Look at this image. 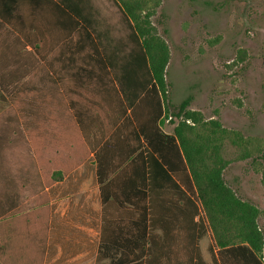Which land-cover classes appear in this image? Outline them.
Instances as JSON below:
<instances>
[{
	"label": "trees",
	"instance_id": "16d2710c",
	"mask_svg": "<svg viewBox=\"0 0 264 264\" xmlns=\"http://www.w3.org/2000/svg\"><path fill=\"white\" fill-rule=\"evenodd\" d=\"M5 1L0 18L40 16L54 6L63 21L57 25L56 84L77 129L99 134L89 143L102 198L98 261L118 258L123 264L132 256L136 264H210L196 243L205 223L194 218L204 209L218 249H209L211 264H264L258 226L264 210L238 198L224 180V139L232 133L190 110L192 96L172 105L170 49L153 24L155 11L139 0H114L126 30L115 41L98 30L90 0ZM10 99L14 106V93ZM170 118L174 129L166 133ZM260 160L264 164V152ZM143 225L144 235L132 236L135 243L114 242L125 237L126 226L142 231ZM173 229L187 232L185 243H175Z\"/></svg>",
	"mask_w": 264,
	"mask_h": 264
},
{
	"label": "crops",
	"instance_id": "0c3cea01",
	"mask_svg": "<svg viewBox=\"0 0 264 264\" xmlns=\"http://www.w3.org/2000/svg\"><path fill=\"white\" fill-rule=\"evenodd\" d=\"M34 16L0 18V264H120L98 261L102 198L89 143L99 134L77 129L65 92L63 105L55 102V43L63 21L54 6ZM126 227L115 243L144 235V225L142 231ZM170 234L175 243L188 237L178 229ZM131 257L126 264H136Z\"/></svg>",
	"mask_w": 264,
	"mask_h": 264
},
{
	"label": "rangeland",
	"instance_id": "374dc122",
	"mask_svg": "<svg viewBox=\"0 0 264 264\" xmlns=\"http://www.w3.org/2000/svg\"><path fill=\"white\" fill-rule=\"evenodd\" d=\"M139 1L145 9L155 11L153 24L170 49L166 78L172 105L177 107L192 96L190 110L232 133L224 139L223 157L229 163L224 180L238 198L263 211V0ZM88 7L101 33L115 41L125 35L123 17L114 0H90ZM56 86L55 102L62 106L64 96ZM173 129L166 121L164 132ZM204 130L197 128L200 133ZM198 217L205 223V235L199 242L201 255L211 264L210 247L218 251L215 237L204 209ZM258 226L264 235L263 216ZM261 259L264 263V252Z\"/></svg>",
	"mask_w": 264,
	"mask_h": 264
},
{
	"label": "built area",
	"instance_id": "2783aa9c",
	"mask_svg": "<svg viewBox=\"0 0 264 264\" xmlns=\"http://www.w3.org/2000/svg\"><path fill=\"white\" fill-rule=\"evenodd\" d=\"M171 119H172V118H170L169 120H167V123H169Z\"/></svg>",
	"mask_w": 264,
	"mask_h": 264
}]
</instances>
